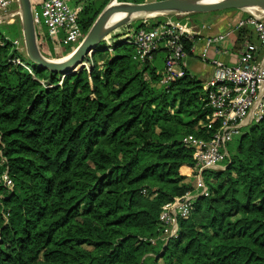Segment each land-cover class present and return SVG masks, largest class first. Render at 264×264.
I'll return each instance as SVG.
<instances>
[{
    "label": "trees",
    "instance_id": "1",
    "mask_svg": "<svg viewBox=\"0 0 264 264\" xmlns=\"http://www.w3.org/2000/svg\"><path fill=\"white\" fill-rule=\"evenodd\" d=\"M79 1L84 35L109 0ZM195 14L124 24L85 57L88 67L67 73L31 75L11 61L10 43L0 46V264H264V120L203 171H213L202 173L208 195L177 218L176 235L158 219L162 205L195 189L182 138L214 130L198 125L210 115L201 81L186 69L160 85L164 47L139 63L120 37ZM35 29L43 55L60 51ZM182 42L191 55L193 42Z\"/></svg>",
    "mask_w": 264,
    "mask_h": 264
},
{
    "label": "built area",
    "instance_id": "2",
    "mask_svg": "<svg viewBox=\"0 0 264 264\" xmlns=\"http://www.w3.org/2000/svg\"><path fill=\"white\" fill-rule=\"evenodd\" d=\"M68 0H30L35 28L44 27L50 40L60 48L74 49L83 38L78 23V8L69 5ZM150 1V0H143ZM139 3V2H136ZM17 0H0V24L9 23L14 16H19L18 8L11 9ZM180 14L176 16H183ZM242 28H250L255 42L248 38L237 51L234 63H224L211 59L212 75L201 82L205 108L210 111L208 121H199L198 125L214 130L209 138L187 134L182 144L192 151L197 168V186L180 197L165 203L159 214L160 224L169 229V236L176 235L177 218H187L195 197L208 195L202 173L206 169L216 168L227 157V144L239 135L241 129L250 123L264 120V18L258 15H247L239 19L232 29L209 36L205 40L201 57L207 60L210 46L221 42ZM198 29L187 19L184 21L166 16L161 22L149 29H138L126 32L120 37L123 43L133 45V59L145 63L153 59L159 47L166 50L163 68L160 72V85H167L174 79L183 77L187 69V53L182 42L186 38L193 42ZM10 43L16 55L11 60L33 75L31 68L23 59V38L0 36V46ZM112 48L107 47V52ZM228 53V50H224ZM25 57V56H24ZM25 60L30 61L27 57ZM84 67L88 63L84 62ZM144 78H148L144 73ZM164 238V237H163ZM152 238L150 241L155 242Z\"/></svg>",
    "mask_w": 264,
    "mask_h": 264
},
{
    "label": "water",
    "instance_id": "3",
    "mask_svg": "<svg viewBox=\"0 0 264 264\" xmlns=\"http://www.w3.org/2000/svg\"><path fill=\"white\" fill-rule=\"evenodd\" d=\"M17 1L26 57L36 69H47L58 74L67 73L77 69L78 66H84L85 57L96 51L105 36L133 20L163 15L207 13L226 9L251 12V10H255L252 8L258 6L263 8L262 11H259L258 16L264 18V0H150L120 5H114V0H109L74 50L61 58L49 59L40 51L30 0ZM118 14L123 16L116 20L113 19Z\"/></svg>",
    "mask_w": 264,
    "mask_h": 264
},
{
    "label": "crops",
    "instance_id": "4",
    "mask_svg": "<svg viewBox=\"0 0 264 264\" xmlns=\"http://www.w3.org/2000/svg\"><path fill=\"white\" fill-rule=\"evenodd\" d=\"M17 8V4H13L11 7L12 11ZM207 13L212 14V12ZM213 13L215 14H212L211 20L209 21L198 19L194 15H191L192 18H196V21H192L191 23L198 29V34H196L193 40L191 55L187 56V70L192 77L201 82L212 75L213 65L211 64V59L220 60L224 63H234L236 61L237 51L242 46L244 40L248 38L250 41L255 42V36L251 29L243 28L242 30L245 33H242L239 40H237L236 33L233 32L226 39L210 46L207 52L208 58L204 61L201 53L206 38L232 29L235 23L246 15L237 9L218 10V12L213 11ZM2 25L7 26L8 29L11 26L17 28V34L13 37H20L22 35L21 23L17 16H14L9 23H2ZM39 30L42 35H47L44 27H40ZM224 50H228V53H224Z\"/></svg>",
    "mask_w": 264,
    "mask_h": 264
},
{
    "label": "rangeland",
    "instance_id": "5",
    "mask_svg": "<svg viewBox=\"0 0 264 264\" xmlns=\"http://www.w3.org/2000/svg\"><path fill=\"white\" fill-rule=\"evenodd\" d=\"M90 1H92L93 2V4L95 5V6H100V5H102L106 0H90ZM68 2V4L71 6L72 4L73 5H78V0H68L67 1ZM79 2H82V0H80ZM123 3H129L127 0H117V1H115V3H114V5H120V4H123ZM131 3V2H130ZM258 7H260V6H258ZM240 12H242V13H244V14H246L245 16H247V15H259L260 14V12L259 11H255V10H253V11H251V12H247V11H243V10H239ZM212 14H215V13H213L212 12ZM212 14H208V13H197V14H195L194 15V17H196V18H198V19H202V20H206V21H209V20H211L210 18L212 17ZM164 16V15H163ZM194 17L192 18L191 16H189V17H187V18H185V19H188V21H190V22H195L196 20V18L194 19ZM150 17H148V18H142L144 21H145V19H149ZM152 18V17H151ZM138 20H140V19H137V20H135V21H138ZM134 20L133 21H131V22H135ZM135 23H137V22H135ZM118 29V28H117ZM116 29V30H117ZM115 31V30H114ZM1 35H8V36H10L11 38H14L13 36H12V33H10V31L8 30V28H7V26H4V25H2V24H0V36ZM84 36V35H83ZM24 47V46H23ZM59 48V50L60 51H58L56 54H52V55H47L46 57L47 58H49V59H57V58H60V57H62V56H65V55H62V54H60L59 52H63V47L62 48H60V47H58ZM76 48V47H75ZM74 48V49H75ZM74 49H72V50H74ZM44 50H46V52H50L51 50L50 49H48L47 47H46V45H44ZM22 54H23V60L31 67V68H33L34 67V65H33V63L31 62V61H28V60H25V58H24V56H26L25 55V50H24V48H23V52H22ZM45 56V55H44ZM198 78V77H197ZM236 137V136H235ZM234 137V138H235ZM217 168H219L218 166H216V169ZM215 169V168H214ZM209 177V178H211L212 176H213V171H206V172H204L203 173V177L204 178H206V177ZM196 179L197 178H195L194 180L192 179L191 180V184L194 186V187H196L197 186V181H196Z\"/></svg>",
    "mask_w": 264,
    "mask_h": 264
},
{
    "label": "bare ground",
    "instance_id": "6",
    "mask_svg": "<svg viewBox=\"0 0 264 264\" xmlns=\"http://www.w3.org/2000/svg\"><path fill=\"white\" fill-rule=\"evenodd\" d=\"M115 1L116 0H114V2H113V4L115 3ZM204 1H215V0H204ZM252 9H255V11H262V9L263 8H261V7H254V8H252ZM251 11H253V10H251ZM123 15L122 14H118L117 16H114V18L113 19H119L120 17H122ZM63 57V56H62ZM61 58V57H60ZM77 67V66H76Z\"/></svg>",
    "mask_w": 264,
    "mask_h": 264
}]
</instances>
